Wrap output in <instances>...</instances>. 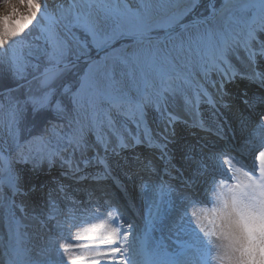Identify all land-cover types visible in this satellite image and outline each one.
Here are the masks:
<instances>
[{
  "label": "snow or ice",
  "instance_id": "obj_1",
  "mask_svg": "<svg viewBox=\"0 0 264 264\" xmlns=\"http://www.w3.org/2000/svg\"><path fill=\"white\" fill-rule=\"evenodd\" d=\"M121 2L60 0L48 5L47 0H15V3L2 6L7 10L0 12V16H4V23L0 25V67L5 68L18 83L24 81L35 85V89L29 88V95L25 98L26 103L32 104L34 116L50 113L52 117L45 133L32 138L38 145L34 150L35 155L31 154L33 150L30 149L29 155L21 153L18 162L31 163L33 171L45 169L47 164L43 175L51 177L53 186L49 187L41 180L39 172L34 182L28 183L27 187L21 185V176L15 172L9 179L0 181V206L6 210L9 250L13 234L18 242L25 235L21 233V228L36 229L34 234L37 238L41 229L49 228L54 229L49 244L59 252L60 264H141L136 259V225L127 218V198L114 197L103 191L104 186L111 181L110 187L123 193L106 155L111 151L118 156L130 148L124 134L116 129V117L130 121L144 133V139L141 140L139 134H131V129L125 126L133 140L132 148L166 150V145H159L151 136L149 108L157 115L166 116V123L174 127L175 123L183 121L167 110V99L169 95L178 93L180 84L185 89L179 94L186 108L192 107V99L186 90L195 84L196 112H199L201 95L206 97L209 105H215V99L204 86L205 82H209L213 88L216 87L213 76L221 78L219 89L222 96L226 94L227 84L234 83L238 76L246 78L231 64L225 46L211 54L205 53L207 62L202 58L198 65L199 82L193 80L192 72L189 71L193 68L189 66L186 71L177 72L175 77H164V85L157 93L158 98L149 99L147 95L141 99L131 97L117 87V72L141 61L155 65L161 37L153 36V33L159 30H163L169 40L174 42L176 50L183 51L185 44L183 40L176 42L173 30L177 26L182 30L187 26L179 22H152L138 13L133 19L128 16V12L132 11L130 7L123 3L122 9ZM144 2L141 0L142 5ZM198 4L199 0H193L191 10L195 11ZM9 9L14 10L17 16L15 27L8 25L11 15ZM93 51L97 53L95 58ZM226 67L230 72L225 71ZM174 84L177 87H173ZM101 95L105 96L108 104L104 110L106 125L104 121L97 122L99 112L96 111L95 100ZM243 103L247 105L249 102L244 100ZM69 105L73 110L84 108L85 105L93 110L91 127L99 151H94L92 157L87 156L88 144L81 127L73 129L67 136V143L71 145L68 157L62 155V152L69 151L68 148L57 151L50 147L51 136L63 138L58 130V127L63 126H58L57 121L63 119L69 111ZM224 107H228L227 102H224ZM105 126L112 133L111 137L102 132ZM194 126H198L201 131L208 130L202 118ZM261 128H264V115L254 130L257 135ZM112 138L116 144L110 149ZM101 152L105 155H101ZM77 154L81 157L79 161L75 159ZM213 155L209 154L210 157ZM57 160L60 161L61 169L59 179L52 177ZM150 164V161L144 164L149 176L155 174V169L148 167ZM2 166L4 160L0 159ZM90 168L95 171L89 172ZM207 168L208 164L201 163L198 174H203ZM10 169L11 165H8L5 170ZM234 171L240 172L242 169L236 168ZM257 171L249 173L243 170L246 182L237 180L235 183H222L216 204L210 209L193 212L190 217L187 206L175 216L173 227L177 231L183 230L186 224L193 226L194 218V228L201 234L209 250L200 264H212L213 260H219L221 264H264V168ZM163 172L169 174L166 169ZM79 185L85 186L76 187ZM146 188L147 182L141 185V190ZM97 191H100V195H97ZM200 202L193 199L189 204ZM26 220L32 223H23ZM93 220L102 222L92 223ZM85 224L90 226L85 227ZM213 238L221 241V244L215 245ZM215 247H220L222 253L212 255L211 250ZM74 249L80 250L78 256L64 255ZM5 257L2 264H13V259L7 253ZM24 259L27 264H34L27 253ZM143 264L150 262L144 261Z\"/></svg>",
  "mask_w": 264,
  "mask_h": 264
},
{
  "label": "rangeland",
  "instance_id": "obj_2",
  "mask_svg": "<svg viewBox=\"0 0 264 264\" xmlns=\"http://www.w3.org/2000/svg\"><path fill=\"white\" fill-rule=\"evenodd\" d=\"M48 3L51 4V0H47ZM43 2V0H41ZM200 2V1H199ZM15 3V0H0V12L1 9L3 11H6L7 9L2 7L5 4H12ZM123 8L124 5L123 3H127V5L130 7L132 11L128 12V16L132 17L133 19L139 14L140 17L142 18H147L148 20L152 21L155 20L153 18H150L147 16V13H144V4H141V0H122L121 2ZM253 3V4H252ZM159 5H163L164 7L166 4H169L171 7V10L168 14H163L159 17H156V20L161 19L163 17L169 16L167 19L162 20V22L166 23H172V20H179L181 19L182 15L187 14L188 12L190 13L192 9V4L193 0H158ZM255 5V8L251 9V15H254L253 18L246 23H242L240 26H237V23L232 22L229 17L226 19L225 17L218 16L214 20L208 23L200 24V25H195V26H189L180 32L176 33V42H179L180 40H183L185 44V48L183 51H178L173 47V41L171 40H166L163 43L159 44V49L160 51L157 53V59L155 65L149 64L147 67V73H148V81H146V86L144 89L143 97L147 95L149 99H156L157 93L161 90V88L164 85V77L168 76L167 72L165 69L166 67V62H170L172 64H175L176 66H181L179 65L182 58L181 55H184L185 58L188 55L192 57L194 62L196 63L193 64L194 69H198V65L201 62L202 58L204 59L205 62H207V57L205 53H208L207 50V43L208 40L210 39L208 36V30L212 31L217 37L220 38V49L223 47L227 46L228 52H229V60L231 61V64L235 66V60L234 58L239 57V52L244 50L247 47V43L250 42L251 45H253L255 48H257V51H262L264 52V7L261 3H256L254 0H248V5ZM227 6V5H226ZM122 8V9H123ZM26 11V10H25ZM127 11V10H125ZM9 12H11L10 18L8 20V25L9 27H15L16 21H17V16L14 12V10L9 9ZM165 15V16H164ZM159 21V20H158ZM179 22V21H177ZM4 23V16H0V25ZM14 24V25H13ZM189 48L191 50H189ZM199 49V51H198ZM27 49H25V52ZM209 54V53H208ZM167 59H163V58ZM184 64V63H183ZM240 65V64H239ZM3 68V67H2ZM181 68L182 71H185V66H182ZM5 71L7 72L6 69H4V73L2 72L1 78L3 74H5ZM144 72L142 70H137V66L135 64L131 65L129 68H125L122 71L117 72V81H119L117 87L121 89L124 83H126V78L127 76L128 81L131 82V77H134L136 75L137 77H140ZM8 74V73H7ZM245 74L246 73H242ZM149 76L152 77V80H149ZM126 81V82H125ZM178 83V82H177ZM207 86L211 85L209 82H205ZM209 84V85H208ZM104 86L103 81L101 84V88ZM30 87H33L35 89V85H32ZM173 87H177V84H174ZM184 87L182 84L179 85L178 88V93L176 95H169L167 101L169 102H175L176 100L181 99V96L179 94V91H184ZM188 90H191V87L188 88ZM188 90H186V94L188 93ZM85 108V107H84ZM108 108V104L106 103V98L105 96L101 95L97 97V105H96V111L99 112V117H98V123L99 121H104L106 125V121L104 119V110ZM148 111L151 113V118L148 120L150 122L157 121L159 118V115H157L155 112L151 110V108L148 109ZM5 113L6 116H8L11 120H16L17 119V112L16 110L12 107V101L10 100L9 96H4L0 98V113ZM81 110H79V113ZM84 112H82L80 116V122H82V125L86 126L88 129H92L91 127V122H92V117L89 119L87 117H84ZM67 115H64V119H67ZM125 126L127 128L131 129V134H139L140 139H142V131L137 129L136 127L133 126V124L128 123V120L121 118V117H116V129L118 132L123 133L125 135H130L126 130ZM78 128V127H76ZM61 131V129H59ZM102 132L106 133L109 137L112 136V133L108 131V128L105 126L102 128ZM94 136V132H92ZM64 136V135H62ZM95 138V137H94ZM33 143V142H32ZM67 141L64 142V146L66 145ZM113 143V138L111 140V144ZM34 144V143H33ZM110 144V146H111ZM37 144H34L33 146H23L20 149H16V152L13 153L10 156V160H4V166L0 167V180L2 177L6 176L9 174V171H6L5 169L9 165V162L11 166L16 170L17 173L24 178V182H26V185L28 183H31V180H29V177H31V171L32 169V164H24L21 162H18L21 158V153L24 155H29V150L32 149L33 152L31 154L35 155V149L37 148ZM71 147V146H70ZM195 151H192L191 153H194ZM34 162V161H33ZM33 173V172H32ZM36 176L33 177L32 182L34 181ZM41 178V177H40ZM48 184V183H47ZM46 191V189H45ZM3 209L2 206H0V211ZM19 214V213H18ZM0 228L2 226L0 225ZM54 231V229L52 230ZM51 235V233H50ZM73 238H75V235H73ZM31 240V239H30ZM47 242V241H46ZM26 246H21V249L24 252V256L27 253L29 257H33L37 255V252L41 250V247L36 241L33 242L31 240L30 242H26ZM79 253L78 251L71 250L69 253H65L64 255L67 256H77ZM53 257L55 258L56 261H60V254L59 252L57 254H54ZM36 259V258H35ZM31 260H33L31 258Z\"/></svg>",
  "mask_w": 264,
  "mask_h": 264
},
{
  "label": "bare ground",
  "instance_id": "obj_3",
  "mask_svg": "<svg viewBox=\"0 0 264 264\" xmlns=\"http://www.w3.org/2000/svg\"><path fill=\"white\" fill-rule=\"evenodd\" d=\"M58 2H60V0H51V4L48 3V5H52V4H55ZM120 7L123 8L122 5H120ZM170 10H171V7L169 6V4H166V6L164 7L163 5L161 6L158 4V0H145L144 11H142V12L147 13V16L150 18H156V17H159L163 14H168L170 12ZM1 12H3V9H1ZM207 33H208V36L210 38L208 40V43H207V49H208L209 54H211V53L220 49V39L212 31H210V29L208 30ZM181 58H182L181 59L182 62L185 63V65H183V66H185V71L188 69L189 66H191L193 68L191 60H189L187 58V56L185 58L184 55H181ZM241 59L248 69H256L254 66L252 58H249L245 53H243ZM166 64H167L168 70L173 75H176V73L179 72L178 70H175V65L167 63V62H166ZM181 64H183V63H180L179 65H181ZM136 65L144 73L140 77H137V76L133 77L131 79L133 81H131V82H128V79L126 78L127 82L126 81L125 82L128 86L125 87L123 91L127 92L133 98L141 99L142 94L144 93L145 86H146V81H148V73H147L148 63L141 61L140 63H138ZM189 71L192 72L193 80L196 82H199L200 76L197 75L198 69L193 68V69H189ZM225 71L230 72V69H228L226 67ZM259 71H260V73L264 74V60L259 61ZM212 78L214 81H216V87L213 88L211 85V91L210 92L212 93V97L215 99V103H217L219 105L218 106L219 112L227 115L229 118L230 117L233 118L234 112H236V110L241 108L236 100L238 99L241 102H243V100L241 99L242 97H244V95L242 94V91H245L247 93L246 87L243 86V90L240 87V89L242 91L240 92V90H239V92L238 91L236 92V91H234V89L232 87V83L227 84L226 85V94H224L222 96L221 91L219 89V82H220L221 78L218 76H213ZM101 84H102V82H101ZM194 86H195V84H194ZM103 88H104V86L102 87V89ZM250 97H251V99H250ZM250 97H248L246 99L249 103L253 102L254 97H256V96L251 95ZM191 99H192V97H191ZM224 102H227L228 107H224ZM191 103H192V107H188V108H186L184 101L177 102L176 104L167 103V110L169 112L175 113L178 117H181L182 121H183V122L175 123L174 127L172 125L166 123L167 117L162 116V115H159V119L157 121L151 122L152 128L155 129V131L159 137L158 138V140L160 141L159 145H166L167 147L170 146V150L175 154L176 159L177 158L182 159L184 156L189 154V150L196 148L195 143H194L195 140L193 139V137H197V134L199 136V135H203V133H209L208 130L210 128H213V124L211 122H208L207 120L204 122V125L206 127L209 126V127H207V129H208L207 131H201L198 126H194L197 124L198 119L202 118L203 113L202 112H196V110L194 108V99H192ZM239 113L240 112L237 111V114H239ZM241 121L243 122V125L241 123H239L240 126H247V125H249V122L253 121V119L251 117H248V116L237 119V122H241ZM233 123H234V121H233ZM228 125H229V122H228ZM256 127H253L251 130V132H252L251 138L253 140V143L258 141V139H256V137H260L261 139H264V128H261L259 130V135H257L256 132L254 131L256 129ZM212 133H214V130H212ZM227 134L230 135V132L228 131ZM208 138L213 139V142L216 141L215 138H212L210 136ZM87 139L90 143H94V141H95V139L91 136L87 137ZM127 143L130 146L129 150L126 151V152H130V154H129V160L130 161L132 160V157L134 155V160L136 159V157H138L139 158V159H137L138 162L139 161L144 162L146 160L145 154L151 152L145 148L143 149V147L142 148H140V147L139 148H132L130 145L133 143L132 139H127ZM15 144H16V137H15V132H14V129L12 127V124L10 121H8V119L6 117H4L3 113L2 114L0 113V154H3V155L11 154L13 149H14ZM115 144H116V140L114 142V146H115ZM96 146H98V145H96ZM243 146L248 147L246 142L243 143ZM248 148H250V147H248ZM93 150L98 151L99 147L95 148ZM202 150H204V151H202ZM202 150H200V149L196 150L193 153L194 156L200 157L199 156L200 154L204 155L203 153H206V154H208V157H209V154L210 153L212 154V151L210 149H202ZM124 153L125 152H121V154L118 156H123ZM214 154H216V153H214ZM101 155H104V154H101ZM259 156L264 159V147L259 151ZM152 158H157V156L152 157ZM161 159L162 158L159 157V160H161ZM181 166L184 168L182 170V172L185 173L184 177H185L186 181L190 180V181H195V182H197V181L204 182V180H205L204 176L206 175L205 172L203 174H198L199 169H200V162H198V161L193 162L190 160V161H188V163H184V164L181 163ZM259 166L261 167V163ZM122 167L127 172H132V171L137 170L136 165L134 163H131L129 165H122ZM148 167L151 168L152 167L151 164ZM163 170H165V168L159 169V171H161V172H163ZM190 170H192V172ZM13 172H16V171H12V173ZM141 173H148V172L142 171ZM168 173L174 179L173 186H175L176 189L180 190L182 193L183 192L184 193H192L193 192L192 191L193 186L186 183L182 179L181 174L176 173L175 170H171V169L168 171ZM53 177L57 178L58 175L54 174ZM168 177H170V176H168ZM141 178H142V175L135 174V175L131 176L130 180H126V181H127V184H129L130 188L132 186L131 189L133 190L134 186L136 184V181L139 182L141 180ZM162 179H164L166 182L169 181L166 177H162ZM108 184L111 185V181H109ZM132 184H134V185H132ZM21 185L24 187V181L22 180V178H21ZM111 189L115 195L118 194L116 189H114L112 187H111ZM189 189H190V191H189ZM203 190H205V189H203ZM128 195L129 196H125L127 198V200L133 202V200H135L136 197L135 198L133 197L134 199H132L130 194H128ZM135 195H137V194H135ZM152 195H153V193H152ZM195 197L200 199V196H198V194H196ZM150 198L153 199L154 196L150 197ZM171 198L175 199V197L172 196V194H171ZM198 199H195V200H198ZM165 200L169 201L168 198H166ZM201 200H204V199L202 198ZM193 206H194V210L197 212H202L204 209H209V208H205V207L201 208L202 206L199 204H193ZM5 216H6V210L3 209L0 213V222L2 223L3 227L6 228V233H7L6 235L8 237L9 229H8V225H7V221L5 219ZM23 223L30 224L32 222L26 220V221H23ZM29 228H30V230L27 232V229H26V232L24 234L26 235V237H28V236L32 237L34 241L44 240V238L49 239V237H50L49 235H44V232L41 229L40 230V236H39L40 238L39 237L37 238V236L34 234L36 229L31 228V227H29ZM1 238H2V242H0L1 251L5 252L6 250H5V244L4 243H6V242L8 243L9 239L4 240V236H0V239ZM16 240L17 239L15 237V234H13V238L11 241V250H9V246H8V250L11 251V253L14 251L13 246H14V242ZM38 242H40V241H38ZM45 245H47V247L49 246L48 243L47 244L45 243ZM50 254H51V252H48V257H49V259H52Z\"/></svg>",
  "mask_w": 264,
  "mask_h": 264
},
{
  "label": "trees",
  "instance_id": "obj_4",
  "mask_svg": "<svg viewBox=\"0 0 264 264\" xmlns=\"http://www.w3.org/2000/svg\"><path fill=\"white\" fill-rule=\"evenodd\" d=\"M4 69L5 68L0 67V90H2L5 87H7L6 83H2V82H7L8 81V82H14L13 84L17 83V81L12 79V77L9 74H7L8 72H6V71H5V74H3L2 78H1L2 72L4 73Z\"/></svg>",
  "mask_w": 264,
  "mask_h": 264
}]
</instances>
